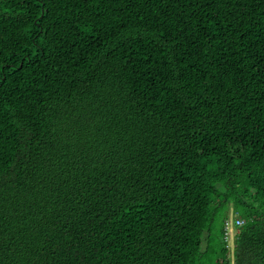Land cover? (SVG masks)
<instances>
[{
	"label": "trees",
	"instance_id": "trees-1",
	"mask_svg": "<svg viewBox=\"0 0 264 264\" xmlns=\"http://www.w3.org/2000/svg\"><path fill=\"white\" fill-rule=\"evenodd\" d=\"M0 264H264V0H0Z\"/></svg>",
	"mask_w": 264,
	"mask_h": 264
},
{
	"label": "built area",
	"instance_id": "built-area-1",
	"mask_svg": "<svg viewBox=\"0 0 264 264\" xmlns=\"http://www.w3.org/2000/svg\"><path fill=\"white\" fill-rule=\"evenodd\" d=\"M243 224L237 216L233 219L226 220L224 223V240L229 244L231 239H234L235 234L238 232L237 229ZM233 232V233H231Z\"/></svg>",
	"mask_w": 264,
	"mask_h": 264
},
{
	"label": "rangeland",
	"instance_id": "rangeland-1",
	"mask_svg": "<svg viewBox=\"0 0 264 264\" xmlns=\"http://www.w3.org/2000/svg\"><path fill=\"white\" fill-rule=\"evenodd\" d=\"M233 213H234L233 210L230 209V211H229V216L231 215V216H230L231 219H233L234 216H235ZM231 233H233V232H231ZM233 240H234V239H231V240L229 241L230 256H231V258H232V252H233V247H234V245H233V244H234V243H233ZM204 246H205V245H204V243H203V244H202V249H204Z\"/></svg>",
	"mask_w": 264,
	"mask_h": 264
}]
</instances>
